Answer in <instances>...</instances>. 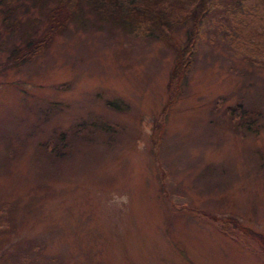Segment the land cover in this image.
Listing matches in <instances>:
<instances>
[{"label":"rangeland","instance_id":"rangeland-1","mask_svg":"<svg viewBox=\"0 0 264 264\" xmlns=\"http://www.w3.org/2000/svg\"><path fill=\"white\" fill-rule=\"evenodd\" d=\"M233 1L179 72L188 19L168 38L86 7L14 63L39 15L0 0V264H264V53L241 39L264 5Z\"/></svg>","mask_w":264,"mask_h":264},{"label":"trees","instance_id":"trees-1","mask_svg":"<svg viewBox=\"0 0 264 264\" xmlns=\"http://www.w3.org/2000/svg\"><path fill=\"white\" fill-rule=\"evenodd\" d=\"M244 1L234 0L231 6L240 7ZM262 5H264V0H250V4L248 3L251 11L256 9L260 11ZM31 7L35 8L39 16L33 17L29 26L38 24L39 32L21 30L19 27L21 23L14 16L15 8L8 2L0 7L1 21L11 31L21 30L19 34L23 36L22 46L16 43L9 48V56L14 63L22 62L38 52L49 42L51 36L66 28L68 20L73 19L80 25H86L87 18L84 15L86 7L100 22H109L133 32L147 34L156 32L168 38L176 25L188 19L189 25L185 32L184 42L175 44L179 55L176 66L181 72L180 70H186L190 66L192 61L190 54L195 47L196 33L205 15L217 8V0H30L29 5H25L24 9ZM260 12L264 14V8ZM241 39L250 45L247 50L264 53V27L248 36L243 35ZM231 40L236 45L240 44L238 35L237 37L232 35ZM251 62L253 60H250ZM255 63L264 65V60L261 59ZM238 107L239 116L241 110L239 105Z\"/></svg>","mask_w":264,"mask_h":264}]
</instances>
